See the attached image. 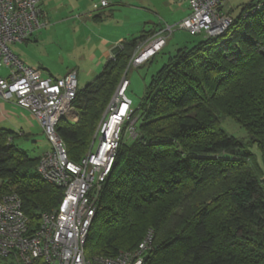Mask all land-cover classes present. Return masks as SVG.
I'll return each instance as SVG.
<instances>
[{
	"label": "trees",
	"instance_id": "trees-1",
	"mask_svg": "<svg viewBox=\"0 0 264 264\" xmlns=\"http://www.w3.org/2000/svg\"><path fill=\"white\" fill-rule=\"evenodd\" d=\"M152 36L148 30L125 38L94 80L78 86L77 121L61 118L55 128L69 160L88 151L139 42ZM168 39L137 66L153 60ZM130 111L135 135L129 144L121 137L85 256L133 249L151 228L143 264H264V176L247 148L256 144L264 163V0L242 5L221 34L201 35L169 54ZM226 116L245 129V143L223 129ZM19 134L0 127V192H16L36 225L40 213L58 206L63 190L39 176L40 154L21 149L14 142Z\"/></svg>",
	"mask_w": 264,
	"mask_h": 264
},
{
	"label": "built area",
	"instance_id": "built-area-1",
	"mask_svg": "<svg viewBox=\"0 0 264 264\" xmlns=\"http://www.w3.org/2000/svg\"><path fill=\"white\" fill-rule=\"evenodd\" d=\"M185 1L188 15L177 24L163 26L143 42L133 53L130 65L137 66L158 51L175 28L208 37L221 34L229 26L226 0ZM40 2L0 0V68H8L5 75H0V99L13 100L37 120L50 144L40 154L37 173L63 192L58 206L40 213L36 225L23 212L16 192L0 196V257L10 264H143L153 244L152 229L134 249L91 258L84 252L103 183L127 121L124 132H134L131 99L126 95L128 80L121 79L109 101L97 127L96 144L78 161L69 160L55 128L61 118L69 122L77 119L73 104L78 88L76 71L61 77L43 75L40 69L24 64L9 48L10 43L26 39L43 25Z\"/></svg>",
	"mask_w": 264,
	"mask_h": 264
},
{
	"label": "rangeland",
	"instance_id": "rangeland-1",
	"mask_svg": "<svg viewBox=\"0 0 264 264\" xmlns=\"http://www.w3.org/2000/svg\"><path fill=\"white\" fill-rule=\"evenodd\" d=\"M92 1H94V3H97L98 7L100 6V0H56L55 5L56 7L63 8L62 10L64 11L65 15H69L71 12L75 13L79 8L82 7V5H90ZM109 1L111 3L109 4V6L105 7L104 10L108 12V10L112 9V12L114 13L110 18V21H112L111 27L113 28V25H115L117 22L124 21L125 23L119 25L118 27L124 33H127V35H125V38L127 39L131 38V36L137 37L138 35H140L141 30L143 29H152L155 24L158 25L161 23L163 26L177 24L186 16V14L184 13L186 7L184 5L185 0H121V3H116L114 2V0ZM250 1L251 0H226V10L229 11L231 17H236L240 14L242 5L247 4ZM180 2H184V4H181ZM91 10H93L92 7ZM183 13L185 14V16ZM73 18H71L70 22H60L62 19H64V17L62 15H56L55 19L52 20V27L48 31V38L49 40L51 39L52 42L57 44L44 45L39 43L38 45H34V41H31L32 43L30 44V46H28V48L25 46V48H27L28 50V53L38 60H45L49 64L53 65L55 69L58 67L71 65L73 64V62L79 61L80 56L84 51V47L80 43L81 37L76 38L71 36L73 43L72 46L67 47V45L65 44V35L67 36V34L72 33V30L71 32H69L70 24H75L76 22V20H74ZM45 26H47V24ZM200 37L201 35H191L183 29L175 28L169 35L166 47L163 49V51H161V53L156 54L153 60L140 66L131 65L127 67V74L122 78H128L127 87L129 88L126 91V95L133 102V106H136L139 103L140 99L145 95L146 86L149 82L150 77L167 60L169 54L174 53V51L180 46L192 45ZM20 45L23 46L25 44L24 42L22 44L10 43L9 47L14 53L22 55L23 51L25 52V50H23ZM3 71V69L0 70V73H4ZM120 81L109 100L112 99L116 89L119 87ZM81 84L82 83L79 81V85ZM106 108L107 106L105 107L101 118L103 117ZM101 118L99 119V122ZM77 119L75 121H77ZM24 120L26 121L22 125L20 124V128L18 129L17 127L15 129V131L17 130L19 133L23 131L22 133L24 135L19 134L14 137V142L21 149L26 150L31 154H41V152L50 148V144L46 138V135L43 133L39 123L33 117V115L31 113L27 114V116L24 117ZM99 122L97 123V127ZM221 125L228 134L235 136L244 143L247 141L248 135L245 129L231 117L226 116L224 119H222ZM97 127L90 148H92L96 144ZM134 135V132L131 133V131L129 132L128 130L124 132L122 130V137L125 144H129L132 141V137ZM247 148L256 156V160L262 168L264 176V163L257 145L248 144ZM5 193L7 192H0V196ZM149 229L151 228H148L147 230ZM145 233L143 234V237ZM143 237L141 238V240L143 239ZM7 260L0 257V264H8Z\"/></svg>",
	"mask_w": 264,
	"mask_h": 264
},
{
	"label": "crops",
	"instance_id": "crops-1",
	"mask_svg": "<svg viewBox=\"0 0 264 264\" xmlns=\"http://www.w3.org/2000/svg\"><path fill=\"white\" fill-rule=\"evenodd\" d=\"M55 1L56 0H41L40 4L44 14L43 20L46 21L47 26H41L37 31L34 32L36 34L32 35L29 40L23 41L25 45L20 46L23 48V50H25V52L23 51L22 55H19L17 53L15 54H17V56L27 66L40 69L43 75L61 77L66 73L74 70L76 71L78 86L82 87L87 82L93 81V77H95L102 70L105 62L111 56L116 46L125 39V35H127V33H124L118 27L125 22L116 21L117 23L113 25V28L111 27L112 21H110V18L114 13L112 12V9L108 10V12L104 10V8L109 6V4L111 3L109 0H105L107 1V4L105 6H101V4H99V7L97 6V3H94V1H92L90 5H82V7L79 8L75 13L71 12L69 15H65L64 11L62 10L63 8L56 7ZM114 2L121 3L122 1L114 0ZM180 3L184 4V2ZM184 5L186 6L184 13L187 15L189 9L186 1ZM91 7L93 8V10H91ZM56 15H62L64 17V19H62L60 22H70L71 18L74 17L73 19L76 20V22L75 24H70L69 28V32H71L72 30V35H65V44L67 45V47L72 46L73 43L71 36L76 38L81 37L80 43L83 45L84 51L80 56L79 61L73 62V64L71 65H66L64 67H58L55 69L53 65L49 64L45 60H38L35 57H32V55L28 53L27 48L32 43L31 41H34V45H38L39 43L44 45L57 44L52 42L51 39L49 40L48 38V31L52 27V20L55 19ZM162 27L163 25L161 23L158 25L155 24L152 29H143L141 30V32L152 30L154 35ZM23 42L16 43L22 44ZM143 42L145 41L139 42L137 48L141 46ZM25 46L27 48H25ZM3 70L4 74H6L7 70ZM79 81L82 83L81 85H79ZM27 114L30 113L26 109L17 105L13 100L5 101L0 99V127L10 128L13 130L18 127L19 129L20 126L26 121L24 120V117H26ZM22 132L23 131H21L20 133Z\"/></svg>",
	"mask_w": 264,
	"mask_h": 264
}]
</instances>
